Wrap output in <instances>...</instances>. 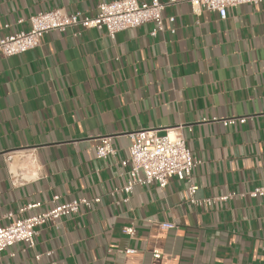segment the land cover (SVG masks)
I'll return each instance as SVG.
<instances>
[{
	"label": "crops",
	"instance_id": "1",
	"mask_svg": "<svg viewBox=\"0 0 264 264\" xmlns=\"http://www.w3.org/2000/svg\"><path fill=\"white\" fill-rule=\"evenodd\" d=\"M100 1L0 0V38L27 30L32 14L92 16ZM163 18L156 36L153 22L113 39L104 29L67 28L0 56V225L47 211L54 195L100 197L57 227H38L33 247H7L0 264H264V198L237 196L264 186V2L229 7L220 20L179 0ZM232 117L246 120L223 126ZM177 127L202 160L191 178L195 197L236 195L195 205L188 182L171 178L134 187L123 202L116 188L129 175L120 161L130 134ZM103 135L116 153L99 159Z\"/></svg>",
	"mask_w": 264,
	"mask_h": 264
},
{
	"label": "built area",
	"instance_id": "2",
	"mask_svg": "<svg viewBox=\"0 0 264 264\" xmlns=\"http://www.w3.org/2000/svg\"><path fill=\"white\" fill-rule=\"evenodd\" d=\"M179 0L162 2L160 0H150L149 2L139 0H101L97 5L95 15H87L82 12H69L65 8H54L32 14L28 17L29 28L19 30L0 38V56L9 57L24 53L27 50L40 45L43 35L52 30L64 31L67 28H95L104 29L110 38L121 30L135 28L146 22H153L155 27L151 31V36L164 30V9ZM195 13L203 10L214 11L220 20L227 17L229 7L243 4H259L264 0H185ZM18 22H21L19 20ZM167 22L174 23V17H168ZM174 32V29H170ZM245 117H232L222 121L223 126L244 123ZM166 129L165 133L157 134L154 130L140 129L130 134L131 144L128 147L129 155L120 161L122 167L129 166L127 181L116 191L124 193L122 201H128L134 187H142L156 184L159 188L165 187L171 178L188 182L189 201L192 204L210 205L216 200H226L236 193L216 196L208 199H198L195 197L197 187L191 183L193 168L202 162L198 157L193 156L187 147L186 137L179 130ZM95 153L99 159L113 156L116 152L112 145V138L103 135L99 138ZM16 178V176L14 177ZM245 195L264 198V186H257L253 190L243 194L237 193L240 198ZM100 202V197H80L72 198L66 202H59V196L52 197V206L44 212L34 213L28 217H17L7 224L0 225V254L16 242H22L27 247H33L35 237L38 234V227L42 225H52L57 227L60 219L65 216L77 214L81 208H88ZM264 203V202H263ZM38 203L28 205L25 209H32ZM264 208V204H263ZM11 220L13 213L3 216ZM162 227L171 228L172 223H161ZM124 233H133L132 227L125 226ZM127 253L134 250L125 249ZM51 252H46L50 256ZM159 252L153 253L158 257ZM41 254H35L39 259Z\"/></svg>",
	"mask_w": 264,
	"mask_h": 264
}]
</instances>
